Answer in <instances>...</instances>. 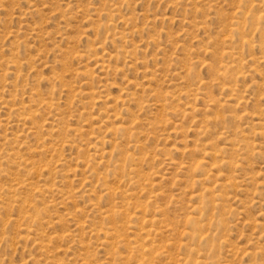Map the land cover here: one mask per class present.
<instances>
[{"label": "rangeland", "instance_id": "rangeland-1", "mask_svg": "<svg viewBox=\"0 0 264 264\" xmlns=\"http://www.w3.org/2000/svg\"><path fill=\"white\" fill-rule=\"evenodd\" d=\"M0 264H264V0H0Z\"/></svg>", "mask_w": 264, "mask_h": 264}]
</instances>
